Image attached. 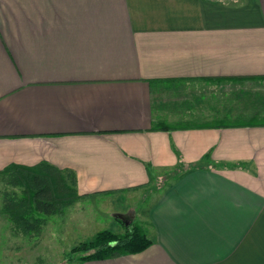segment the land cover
<instances>
[{
    "label": "crops",
    "instance_id": "1",
    "mask_svg": "<svg viewBox=\"0 0 264 264\" xmlns=\"http://www.w3.org/2000/svg\"><path fill=\"white\" fill-rule=\"evenodd\" d=\"M41 161L151 241L75 264H264V0H0V170Z\"/></svg>",
    "mask_w": 264,
    "mask_h": 264
},
{
    "label": "trees",
    "instance_id": "2",
    "mask_svg": "<svg viewBox=\"0 0 264 264\" xmlns=\"http://www.w3.org/2000/svg\"><path fill=\"white\" fill-rule=\"evenodd\" d=\"M182 167L178 163L176 170ZM0 181L21 188L20 192L2 190L0 212L7 215L13 231L27 237H39L49 216L63 215L64 209L80 197L75 173L45 161L32 166L10 165L0 171ZM150 242L143 229L133 224L123 233L100 230L90 240L73 247L70 253L78 254L77 261L105 259L140 252Z\"/></svg>",
    "mask_w": 264,
    "mask_h": 264
},
{
    "label": "rangeland",
    "instance_id": "3",
    "mask_svg": "<svg viewBox=\"0 0 264 264\" xmlns=\"http://www.w3.org/2000/svg\"><path fill=\"white\" fill-rule=\"evenodd\" d=\"M3 189L21 191V188L15 189L0 181V193ZM109 198L111 196L80 201L84 205L83 210H79L78 205L74 206L78 199L75 200L67 216L48 217L39 237H27L13 231L7 215L0 212V264H75L78 254L70 253L73 247L90 240L100 230H113L116 225L113 213L124 202L116 200V197L111 198L112 201ZM143 199L149 201V197ZM144 200L140 204L143 205ZM126 206L122 205L121 210Z\"/></svg>",
    "mask_w": 264,
    "mask_h": 264
}]
</instances>
